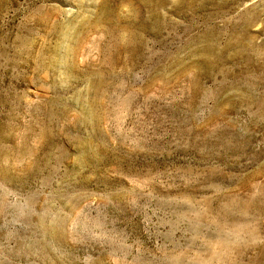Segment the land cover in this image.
<instances>
[{"label": "rangeland", "instance_id": "374dc122", "mask_svg": "<svg viewBox=\"0 0 264 264\" xmlns=\"http://www.w3.org/2000/svg\"><path fill=\"white\" fill-rule=\"evenodd\" d=\"M87 1L0 0V264H264V0Z\"/></svg>", "mask_w": 264, "mask_h": 264}, {"label": "bare ground", "instance_id": "6f19581e", "mask_svg": "<svg viewBox=\"0 0 264 264\" xmlns=\"http://www.w3.org/2000/svg\"><path fill=\"white\" fill-rule=\"evenodd\" d=\"M89 1V0H88ZM87 1V2H88ZM129 1V3H130V1H133L134 3H133V5L132 4H129L128 5V7L127 8H129L128 9V11H127V14L125 15V16H120L119 14H115L116 12H115V10H114V8L112 7V8H110V5H108L109 7H108V9H106V11H104L105 13H104V17L102 18L104 21H106V22H108V24H109V26H107V28H108V32L111 34L112 33V36H113V33H116V32H118V37H120V38H118V39H121V38H123L122 39V42L123 41H126V43H124L125 45H131V44H133V43H131L132 41H134V39L135 38H138V40L139 39H141V36H142V33H143V30L144 29H146L147 27H148V25L149 24H151V31L153 32L154 30H156V28H157V30L159 29V28H161L162 27V25H161V18L158 16L159 14H158V11L156 10L157 8H155L154 9V7H152V3H153V0H128ZM164 1V0H163ZM181 1V0H180ZM247 1V0H246ZM245 1V2H246ZM82 3H84L83 1H81ZM80 2V3H81ZM90 2V1H89ZM93 2V1H92ZM91 2V3H92ZM119 2V1H118ZM135 2H136V6H135ZM161 2H162V0H161ZM177 2H178V0H177ZM81 3V4H82ZM94 3V2H93ZM103 3V2H102ZM107 3V2H106ZM113 3V2H112ZM125 3H127V2H125ZM168 3V2H167ZM172 4H174L173 3V1L171 2ZM205 3V2H204ZM236 3V2H235ZM100 4V3H99ZM105 4V3H104ZM116 4V3H115ZM162 4H163V2H162ZM170 4V3H169ZM203 4V3H202ZM84 5V4H83ZM86 5V4H85ZM103 5V4H102ZM157 5V4H156ZM166 5V4H165ZM168 5V4H167ZM166 5V6H167ZM184 5H185V3H184ZM187 5V4H186ZM97 6H98V4H97ZM121 6H122V4H121ZM163 6V5H162ZM203 6V5H202ZM99 7V6H98ZM106 7V6H105ZM104 7V8H105ZM101 8V7H100ZM103 8V9H104ZM121 8H125L124 6L123 7H121ZM256 8V7H255ZM88 9H89V7H88ZM97 9H99V8H97ZM117 9V8H116ZM162 9V8H161ZM166 9V8H165ZM167 9H169V8H167ZM190 9V8H189ZM254 9V8H253ZM119 10V9H118ZM125 10V9H124ZM85 11H87V10H85ZM117 11V10H116ZM80 12V11H79ZM78 12V13H79ZM83 12V11H82ZM97 12V11H96ZM251 12V11H250ZM249 12V13H250ZM264 12V11H263ZM103 13V12H102ZM50 14V13H49ZM101 14V13H100ZM242 14H244V13H242ZM48 15V14H47ZM80 15H82V14H80ZM87 15H89V14H87ZM86 15V16H87ZM91 15H92V13H91ZM251 14H249V16H250ZM248 16V15H247ZM249 16H248V19H246V22L244 23V25H245V29H248L251 25H252V23H253V21L252 20H249ZM252 16V15H251ZM92 17V16H91ZM91 17H88V20H89V18H91ZM94 17V16H93ZM166 17V16H165ZM99 18V17H98ZM204 18V17H203ZM44 19V18H43ZM100 19H101V17H100ZM244 19V18H243ZM97 20V19H96ZM155 20V21H154ZM213 20V19H212ZM86 21V20H85ZM103 21V22H104ZM119 21V22H118ZM127 21H129V24H126L125 22H127ZM84 22V21H83ZM87 22V21H86ZM90 22V21H89ZM100 22H102V20L100 21ZM99 22V23H100ZM106 22H105V24H106ZM118 22V23H117ZM206 22V21H205ZM94 23H96L97 24V22H94ZM171 23V22H170ZM169 24V23H168ZM172 24V23H171ZM241 24V23H240ZM86 25V24H85ZM89 25V24H88ZM93 25V24H92ZM92 25H91V27H92ZM95 25V24H94ZM99 25V24H98ZM98 25H97V28H98ZM235 25V24H234ZM56 27V26H55ZM84 27H86V26H84ZM89 27H90V25H89ZM106 27V26H105ZM234 27V26H233ZM236 27V26H235ZM239 27V26H238ZM100 28H101V25H100ZM85 29V28H84ZM149 29V30H150ZM88 30H89V28H88ZM87 30V31H88ZM90 30H93V29H90ZM104 30H105V28H104ZM107 30V29H106ZM105 30V31H106ZM233 30H236V29H233ZM239 30V29H238ZM94 31H96V33L98 32V29L97 30H95L94 29ZM103 31V30H102ZM243 31V30H242ZM81 32V31H80ZM89 32V31H88ZM145 32H146V30H145ZM83 33V32H82ZM85 34H86V32H85ZM100 34V33H99ZM109 34V35H110ZM145 34V33H144ZM154 34V33H153ZM240 34V33H239ZM101 35H104L103 33L101 34ZM106 35V34H105ZM108 35V34H107ZM117 35H115L116 36V38H117ZM209 35V34H208ZM207 35V36H208ZM83 36V35H82ZM111 36V37H112ZM136 36H138V37H136ZM206 36V37H207ZM238 36V35H237ZM84 37H85V35H84ZM205 37V36H204ZM89 38V37H88ZM100 38H103V37H100ZM93 40H94V38H92ZM104 39V38H103ZM204 40H205V38H203ZM208 39V38H207ZM210 39V38H209ZM217 39V38H216ZM238 38H236V40H237ZM80 40V39H79ZM106 40V39H105ZM109 40V39H108ZM112 40V39H111ZM113 40H115V39H113ZM117 40V39H116ZM213 40V39H212ZM235 40V41H236ZM89 41V40H88ZM98 41V40H97ZM119 41V40H118ZM121 41V40H120ZM206 41V40H205ZM211 41V40H210ZM248 41V40H247ZM98 42H100V41H98ZM101 42H102V40H101ZM105 42V41H104ZM103 42V43H104ZM111 42V41H110ZM148 42V41H147ZM76 43V42H75ZM109 43V42H108ZM112 43V42H111ZM118 43V42H117ZM121 43V42H120ZM211 43V42H210ZM82 44V43H81ZM100 44V43H99ZM105 44V43H104ZM205 44H207V43H205ZM83 45V44H82ZM106 45V44H105ZM104 45V46H105ZM112 45H113V43H112ZM118 44H116V46H117ZM120 45V44H119ZM155 45V44H154ZM74 46V45H73ZM79 46H81V45H79ZM87 46V45H86ZM113 46H115V43H114V45ZM112 46V47H113ZM115 46V47H116ZM122 46H124V45H122ZM82 47V46H81ZM93 47V46H92ZM94 47H96V46H94ZM98 47H100V46H98ZM126 47V46H125ZM78 48V47H77ZM80 48V47H79ZM78 48V49H79ZM89 48V47H88ZM104 48V47H103ZM93 49V48H92ZM91 49V50H92ZM95 49V48H94ZM117 49V48H116ZM209 49H211V48H209ZM215 49V48H214ZM79 50H81V49H79ZM96 50H97V48H96ZM100 50V49H99ZM98 50V51H99ZM119 50V49H118ZM132 50V49H131ZM151 50V49H150ZM222 50V49H221ZM221 50H219V51H221ZM70 51V50H69ZM77 51V50H76ZM132 52V51H131ZM207 53H209V52H207ZM206 55V54H205ZM105 56V55H104ZM106 56H107V53H106ZM114 56V55H113ZM113 56H112V58H113ZM150 56V55H149ZM106 58V57H105ZM108 58V57H107ZM110 58V57H109ZM175 58H177V57H175ZM116 59V58H115ZM216 59V58H215ZM106 60V59H105ZM108 60V59H107ZM178 60V59H177ZM212 60V59H211ZM217 60V59H216ZM104 61V60H103ZM110 61V60H109ZM112 61V60H111ZM179 61H180V59H179ZM178 61V62H179ZM183 61V60H182ZM207 62V61H206ZM211 62V61H210ZM124 63V62H123ZM105 64H106V61H105ZM107 65V64H106ZM116 65V64H115ZM109 67H110V65H109ZM111 68V67H110ZM112 69H114V68H112ZM111 69V70H112ZM100 76V75H99ZM104 84V83H103ZM102 84V85H103ZM106 86V85H105ZM98 87V86H97ZM96 87V88H97ZM99 88V87H98ZM97 88V89H98ZM106 88V87H105ZM105 91V90H104Z\"/></svg>", "mask_w": 264, "mask_h": 264}]
</instances>
